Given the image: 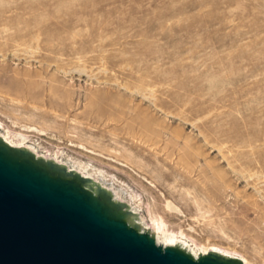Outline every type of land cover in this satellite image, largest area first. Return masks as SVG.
Returning a JSON list of instances; mask_svg holds the SVG:
<instances>
[{
  "label": "rangeland",
  "instance_id": "rangeland-1",
  "mask_svg": "<svg viewBox=\"0 0 264 264\" xmlns=\"http://www.w3.org/2000/svg\"><path fill=\"white\" fill-rule=\"evenodd\" d=\"M0 125L264 264V0H0Z\"/></svg>",
  "mask_w": 264,
  "mask_h": 264
},
{
  "label": "water",
  "instance_id": "water-1",
  "mask_svg": "<svg viewBox=\"0 0 264 264\" xmlns=\"http://www.w3.org/2000/svg\"><path fill=\"white\" fill-rule=\"evenodd\" d=\"M0 264H249L159 244L148 196L114 173L0 125Z\"/></svg>",
  "mask_w": 264,
  "mask_h": 264
},
{
  "label": "bare ground",
  "instance_id": "bare-ground-1",
  "mask_svg": "<svg viewBox=\"0 0 264 264\" xmlns=\"http://www.w3.org/2000/svg\"><path fill=\"white\" fill-rule=\"evenodd\" d=\"M39 131L44 132V130H39ZM82 147H83V146H82ZM171 209H172V210H176L175 208H171ZM151 221H152V220H151ZM154 224H156V223H154ZM163 225H164V223H163ZM163 229H164V228H163ZM163 229H162V227L159 226L158 224L153 228V230H154V232H155V234H156V237H157V239H158L159 244L162 245V246H164V247L170 246V245H171V244H172L177 238H178V239L185 240V241H188V240L185 239V234L182 232V235L176 237L175 240H169L166 244H162L161 240H162L164 237H167V236L165 235ZM188 242H189V241H188ZM198 248L200 249V251L202 252L203 255L208 254L210 251L223 252L220 248H218V247H214V246H213L211 249L208 248V246H202V247H198ZM223 253H225V252H223ZM245 260H246L249 264H251L250 261H248L246 258H245Z\"/></svg>",
  "mask_w": 264,
  "mask_h": 264
}]
</instances>
